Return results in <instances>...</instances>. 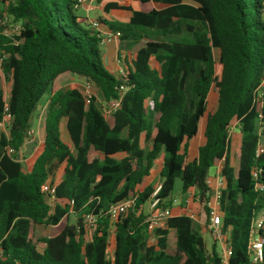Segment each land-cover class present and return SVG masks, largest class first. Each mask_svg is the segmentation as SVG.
Segmentation results:
<instances>
[{
    "label": "trees",
    "instance_id": "trees-1",
    "mask_svg": "<svg viewBox=\"0 0 264 264\" xmlns=\"http://www.w3.org/2000/svg\"><path fill=\"white\" fill-rule=\"evenodd\" d=\"M134 1L140 8L114 27L133 54L118 76L105 65L100 33L77 14V0H0V16L22 25L19 36L0 29V49L9 53L1 70L11 80V119L0 131V264H253L250 230L264 210V0ZM153 1L164 7L147 8ZM73 75L94 84L105 104L121 99L119 108L105 114L95 95L87 104L71 86ZM213 86L218 101L207 111ZM46 93L44 140L27 171L21 152ZM4 113L0 87V120ZM204 116L205 141L190 159ZM234 120L241 134L237 169L229 157ZM160 156L158 184L140 190ZM221 161L227 263L217 238L208 247L195 217L173 215L150 234L141 210L159 185L160 205L171 207L180 178L207 224L209 171ZM62 165L56 182L53 169ZM47 182L56 186L53 205L43 191ZM133 196L135 206L112 220L110 205ZM87 214L96 216L90 226ZM261 219L263 258L256 264H264ZM38 227L52 233L37 238Z\"/></svg>",
    "mask_w": 264,
    "mask_h": 264
},
{
    "label": "built area",
    "instance_id": "built-area-1",
    "mask_svg": "<svg viewBox=\"0 0 264 264\" xmlns=\"http://www.w3.org/2000/svg\"><path fill=\"white\" fill-rule=\"evenodd\" d=\"M99 1L100 0H77L74 6L77 9L82 6L91 8L93 5L98 4ZM90 24L93 27L98 26V22L96 20L91 21ZM0 29L6 35L19 36L21 34L22 25L20 22L15 21L12 16L8 14H3L0 16ZM117 35H119V33H117ZM8 57H9V53L0 49V72H2L1 64ZM122 72H120V74ZM9 93L10 92H5V113L3 114L0 120V131L3 132L7 130V125L9 124L11 119V115L8 112ZM83 95L85 97L86 103L88 104L91 100V97L93 96L92 92L87 90L86 93H83ZM120 103H121V99H115L108 102L107 104L103 103L101 108L105 114H109L114 110H116L117 108H119ZM9 150L12 151L11 149ZM212 182H213V178L210 177L209 179L210 185H212ZM216 183L217 186L214 188L211 200L209 201L210 209L208 215V223L206 224V227L208 231L211 234H213V236L222 243L223 248L221 250V254H222L223 262L227 263L228 257L231 254V250L230 247L226 244V236L222 231V218H223L222 213L219 211V209L217 208V204L215 203V201L217 202L220 199L221 190L224 188L225 185V178L223 175H221L220 170L216 174ZM55 189H56L55 184H50L47 182L43 185V191L46 194L48 202L51 205H53L55 201V197H54ZM159 189H160V185L152 194L151 199L148 200L141 207V210H144L145 212L146 215L145 222L147 224V229L150 234H153L157 228L165 226L168 218L173 216L172 206L163 207L160 205V199L156 197ZM136 199L137 196H133L128 199H124L111 204L107 211L108 215L111 217L112 220H115L120 215L128 213L135 206ZM194 200H195L194 191L190 189L180 199L173 198V204L179 203L180 205L185 206L184 213L196 218L195 212H192L193 210L191 209V204ZM85 221L87 226H90L96 221V216L94 214H87L85 216ZM262 222L263 220L261 218L254 219L250 230V249L252 251L251 259L253 264L258 263L263 258V244L258 234V230L262 226Z\"/></svg>",
    "mask_w": 264,
    "mask_h": 264
},
{
    "label": "rangeland",
    "instance_id": "rangeland-1",
    "mask_svg": "<svg viewBox=\"0 0 264 264\" xmlns=\"http://www.w3.org/2000/svg\"><path fill=\"white\" fill-rule=\"evenodd\" d=\"M152 6H159V4L158 3H152ZM77 14L80 17L86 19L87 17L92 16L94 14V12H88L85 7H80L77 9ZM154 63H153V65H155ZM220 69H221L220 65H217L216 72L218 75L220 74ZM8 82H9L8 78L3 77V75L0 77V86H2L3 90H5L6 92L10 91V87H9ZM70 83L72 84V87L78 88L83 93H86V91L89 90L90 92H92L93 95H95L97 97V102L99 103V105L100 106L103 105L104 99H103L100 91L89 80H87L86 78L79 76V75H73ZM48 99H49V94L46 93L43 96V98L40 100V102L37 104V106H36V108L32 114V118H35V124L33 126L30 125L29 137H28L27 142L34 140V138H37V136H39L40 138L39 137L37 138V141L31 146V149H30L28 154L24 153L26 148H25V146L23 147L22 152H21V159L23 160L24 166L31 165L34 158L38 155L39 151L42 148V139L41 138L43 137V125L45 124L44 117L46 114V105H47ZM217 101H218L217 90L213 86L210 93H209V96H208L207 111H213L216 108ZM154 118H157V115H155ZM43 119H44V122H43ZM205 120H206V116H204L202 118V121L200 122V130L202 129V126H203V123L205 122ZM64 139L66 141H70L67 133L65 134ZM240 139H241V134L237 128V121L234 120L232 122L231 128H230L229 157L231 159L232 164L236 168L238 166V154H239ZM202 140L203 139L200 135H198L192 139L191 144H190V149H191L190 154H189L190 159H192L194 157L196 150H197V146L202 143ZM142 145H143L144 149H148L150 146V142L147 140H144ZM1 151H2V147L0 146V154H1ZM158 162H161V159H158ZM222 165H223V162H222ZM221 166H220V169H221ZM216 170H217V166L214 165L213 167H211V169L209 171V175L211 177H213ZM62 171H63V165L62 166H55L53 169V172H52L54 175V178H59L62 175ZM153 183L154 184L158 183V177H156L153 180ZM145 185H147V179L143 181V183L139 186V189H142ZM220 189H221V187H220ZM183 196H184V193L182 191V181L180 178H176L175 185H174L173 191L171 193V197L180 199ZM215 203L217 204V208L221 212V204H220L219 200L217 202L215 201ZM192 206L197 208V204H196L195 200L192 202L191 207ZM192 212H194V211H192ZM259 217L260 218L264 217V210L259 214ZM65 220H66V218L64 219V221ZM76 220H77V216L74 213H72L69 217V222L75 223ZM205 231H206V233H204V237L206 239L208 247L210 248L212 243L215 240V237L213 236V234H211L207 230V228L205 229ZM49 233H52L51 227H38L36 230L37 238H41L42 236L48 235ZM86 237L89 238V234H87ZM37 245H38L39 249H42V247H44V244L40 241L37 242ZM217 248L220 251L223 248L222 243L218 239H217Z\"/></svg>",
    "mask_w": 264,
    "mask_h": 264
},
{
    "label": "crops",
    "instance_id": "crops-1",
    "mask_svg": "<svg viewBox=\"0 0 264 264\" xmlns=\"http://www.w3.org/2000/svg\"><path fill=\"white\" fill-rule=\"evenodd\" d=\"M184 2L192 3V0H184ZM152 3H158L159 6H152ZM113 4H118V7L112 6ZM82 7H85L88 12H94V14L92 16L87 17L85 20L88 24H90V22L93 20H96L98 22V26L95 28L100 33V35L102 37L101 47L103 49V57H104L105 65L109 71H111L112 73H115L116 75L119 76L120 72H122L125 69L127 64L128 63L131 64V60L133 58V54L131 52L132 42L119 38L117 35V31H115L114 27L121 24V23H126L130 20V18L132 16V12H133L132 10H137L140 8L138 1H134V0H100L98 4L93 5L91 8H88L86 6H82ZM152 7L162 8V7H164V5L159 3V2L153 1V2H150L148 4L147 8H152ZM2 75H3V77H5L4 74L2 72H0V77ZM8 83H9V87H10L11 86V80L10 79H9ZM71 86H72V84H71ZM0 87L3 88L2 86H0ZM4 92H6V91L4 90ZM44 119H45V117H44ZM44 119H43V122H44ZM34 124H35V118H31L30 125L33 126ZM44 126H45V124L43 125V137L41 138L42 143H43L44 135H45V129H44L45 127ZM204 130H205V122L203 123L201 130L199 127L198 135H200L203 140H202V143L197 146V150H196L194 157L197 155L198 147L200 145H202L205 141ZM38 137L39 136H37V138ZM144 140H146V139L143 136L142 137V144H143ZM147 141L150 142V146H149V148H150L151 147V140H147ZM190 150L191 149L189 148V154H190ZM158 159H161V162H162V156H160ZM158 159L155 161L154 169L152 170L151 174L144 179V180L147 179V184L153 183V180L156 177H158V182L160 180L159 171L161 168V162H158ZM32 164H33V162H32ZM32 164L28 165V166H24V169L29 171L32 167ZM221 165H222V161L218 162L216 164L217 170L212 177L213 178V182L211 185L212 190H214V188L217 186L215 178H216V174L218 173ZM235 169H237V168L235 167ZM62 174H63V171H62ZM61 176L59 178H55V181L57 182L58 180H60ZM196 204H197V208L192 206L191 209L195 212L196 219L199 221L204 232L206 233V231H205V229L207 228L206 227V214H205L204 210L202 209L201 205L198 202H196ZM184 210H185V206H182L179 203L172 205L173 215L183 214ZM113 242H114V238L112 237L111 238V245H110L111 251L113 250Z\"/></svg>",
    "mask_w": 264,
    "mask_h": 264
},
{
    "label": "water",
    "instance_id": "water-1",
    "mask_svg": "<svg viewBox=\"0 0 264 264\" xmlns=\"http://www.w3.org/2000/svg\"><path fill=\"white\" fill-rule=\"evenodd\" d=\"M37 141V138H34V140H32V141H30V142H27V143H25V148H26V150H25V154H28L29 153V151H30V149H31V146L35 143Z\"/></svg>",
    "mask_w": 264,
    "mask_h": 264
}]
</instances>
